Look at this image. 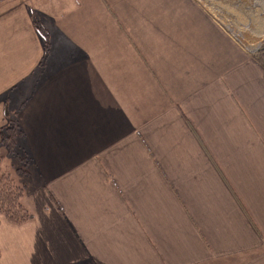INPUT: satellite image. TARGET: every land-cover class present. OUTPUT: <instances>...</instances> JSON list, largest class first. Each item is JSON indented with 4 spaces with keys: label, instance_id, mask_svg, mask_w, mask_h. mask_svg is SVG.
Segmentation results:
<instances>
[{
    "label": "crops",
    "instance_id": "crops-1",
    "mask_svg": "<svg viewBox=\"0 0 264 264\" xmlns=\"http://www.w3.org/2000/svg\"><path fill=\"white\" fill-rule=\"evenodd\" d=\"M207 7L0 1V131L29 159L0 161L33 215H0V264H264V64Z\"/></svg>",
    "mask_w": 264,
    "mask_h": 264
},
{
    "label": "rangeland",
    "instance_id": "rangeland-1",
    "mask_svg": "<svg viewBox=\"0 0 264 264\" xmlns=\"http://www.w3.org/2000/svg\"><path fill=\"white\" fill-rule=\"evenodd\" d=\"M178 2L188 3L189 5L194 6L199 11L204 13V9L207 7L210 14L208 18L210 20H217L220 28H218L222 34L225 36V39L229 42H233L236 46V52L240 55L239 58L243 59L250 57L253 60L258 61L259 63L264 64V0H177ZM121 4V1H118ZM131 4L132 1H130ZM134 11L133 14L138 15L137 12V3L133 4ZM214 20L215 24L216 21ZM40 27H43L41 24H38ZM226 51V50H225ZM46 73L42 69L37 70L34 73L32 81L34 85L29 87L26 91L27 95L30 96L32 92H35L37 89L41 92L42 79L46 77ZM45 97V96H44ZM16 104L17 109H22V102L24 100L18 99ZM42 106V99H38L35 103V108L40 110ZM14 119L17 121V115L12 113L7 117L8 120ZM7 124V123H6ZM6 149V148H5ZM7 150V149H6ZM74 150V144L68 141L66 147V152H71ZM20 155L22 158L18 157L21 165L27 162L24 152L20 149ZM10 158H16L9 154L8 150L5 152V155Z\"/></svg>",
    "mask_w": 264,
    "mask_h": 264
},
{
    "label": "trees",
    "instance_id": "trees-1",
    "mask_svg": "<svg viewBox=\"0 0 264 264\" xmlns=\"http://www.w3.org/2000/svg\"><path fill=\"white\" fill-rule=\"evenodd\" d=\"M4 1V0H0ZM38 31L44 39L45 59L50 52L49 38L42 27L35 23ZM24 138V133L20 129L18 122L13 118L0 131V148L4 147L9 154L20 158V146L18 139ZM23 164L21 172L26 173L29 159ZM0 161V215L6 218L11 224L24 225L33 220V215L23 203L25 188L15 182L10 170L7 171Z\"/></svg>",
    "mask_w": 264,
    "mask_h": 264
}]
</instances>
